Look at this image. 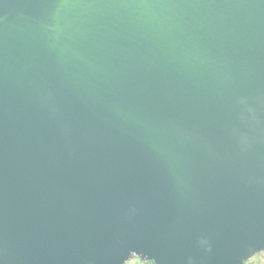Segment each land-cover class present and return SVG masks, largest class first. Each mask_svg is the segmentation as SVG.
Instances as JSON below:
<instances>
[{"label": "water", "instance_id": "obj_1", "mask_svg": "<svg viewBox=\"0 0 264 264\" xmlns=\"http://www.w3.org/2000/svg\"><path fill=\"white\" fill-rule=\"evenodd\" d=\"M264 253V0H0V264Z\"/></svg>", "mask_w": 264, "mask_h": 264}, {"label": "rangeland", "instance_id": "obj_2", "mask_svg": "<svg viewBox=\"0 0 264 264\" xmlns=\"http://www.w3.org/2000/svg\"><path fill=\"white\" fill-rule=\"evenodd\" d=\"M136 257H133L130 261H128V264H136L137 263ZM152 264V263H149ZM247 264H264V253L260 252L255 254L250 260L247 261Z\"/></svg>", "mask_w": 264, "mask_h": 264}, {"label": "built area", "instance_id": "obj_3", "mask_svg": "<svg viewBox=\"0 0 264 264\" xmlns=\"http://www.w3.org/2000/svg\"><path fill=\"white\" fill-rule=\"evenodd\" d=\"M151 262H148V261H142L140 259H137V263L136 264H149ZM153 264V263H152Z\"/></svg>", "mask_w": 264, "mask_h": 264}, {"label": "trees", "instance_id": "obj_4", "mask_svg": "<svg viewBox=\"0 0 264 264\" xmlns=\"http://www.w3.org/2000/svg\"><path fill=\"white\" fill-rule=\"evenodd\" d=\"M151 263H152V262H151ZM126 264H128V262H127ZM245 264H247V262H246Z\"/></svg>", "mask_w": 264, "mask_h": 264}]
</instances>
